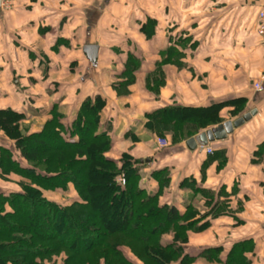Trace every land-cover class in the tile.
<instances>
[{
  "label": "crops",
  "instance_id": "obj_1",
  "mask_svg": "<svg viewBox=\"0 0 264 264\" xmlns=\"http://www.w3.org/2000/svg\"><path fill=\"white\" fill-rule=\"evenodd\" d=\"M263 1L0 0V108L40 120L29 125L39 130L51 106L67 123L85 97L101 95V126L111 124L107 156L137 160L149 193L159 186L153 172L166 169L160 203L179 211L190 204L195 218L209 220L189 232L183 248L197 256L188 264H210L201 252L209 248L218 250L214 264H227L232 251V264H264V48L255 32ZM86 45L97 46L94 62ZM239 98L244 112H256L210 142L212 154L188 149L192 136L173 142L164 130L169 145L157 146L163 126L149 120L155 110ZM232 109H220L221 122L237 118ZM0 143L13 146L2 130ZM16 188L0 179V190Z\"/></svg>",
  "mask_w": 264,
  "mask_h": 264
},
{
  "label": "trees",
  "instance_id": "obj_2",
  "mask_svg": "<svg viewBox=\"0 0 264 264\" xmlns=\"http://www.w3.org/2000/svg\"><path fill=\"white\" fill-rule=\"evenodd\" d=\"M244 103L245 98H239L209 107L169 106L155 110L149 120L163 126L159 135L169 131L179 142L221 123L218 113L225 105L232 106L233 115H240ZM105 104L99 94L87 96L67 123L55 104L39 130L21 126L23 112L0 108V130L13 141L12 148L0 143V175L9 182L10 176L19 177L14 191L0 190V264H43L42 259L60 249L67 253L63 264H98V253L104 258L108 253L117 255L121 259L117 264H136L122 249L124 239L142 243L153 264H171L174 256L175 264H188L197 256L185 253L183 246L188 233L205 229L209 220L205 215L195 218L197 210L190 204L179 211L173 204L160 203L169 181L166 169L153 172L159 186L149 193L140 185L137 160L128 153L118 159L107 156L112 140L111 124L101 126ZM69 185L78 195L71 204L42 195L45 189L63 192ZM117 207L120 220L118 216L113 220ZM216 249L201 252L211 258ZM92 254L97 261H90ZM233 257V251L227 253L224 262L232 264Z\"/></svg>",
  "mask_w": 264,
  "mask_h": 264
},
{
  "label": "rangeland",
  "instance_id": "obj_3",
  "mask_svg": "<svg viewBox=\"0 0 264 264\" xmlns=\"http://www.w3.org/2000/svg\"><path fill=\"white\" fill-rule=\"evenodd\" d=\"M29 111H31V110L29 109ZM245 112H247V111H245ZM243 113H244V111L242 113H240V115L243 114ZM240 115H238L237 117H240ZM31 124H33V125H35L37 127L41 126L40 120L35 119V118H33V119L30 118L29 120H27V122L26 121L25 122H22L21 123V126H25V127L28 128V126L31 125ZM35 126H33V127H35ZM190 129H188L189 132H191ZM158 130H159V127H158ZM167 130H169V129L167 128ZM159 138H165V137L162 136V135L157 134V131H156V143H157V140ZM174 138H175V140L172 139L173 142H177L178 139H179L177 135H175ZM167 142H168V144H167V146H168L169 145V141L167 140ZM118 158H120V157H118ZM120 176H122V175H120ZM11 177H13V181H12L13 184L14 185L15 184L17 185L18 183H14V182H16V180H19L18 175L17 176H11ZM1 178H3L5 181H8V182L10 181L5 176L0 175V179ZM14 179H16V180L14 181ZM42 195L45 196L46 198L50 199V200L59 202L62 205L71 204L72 201L74 200V198L78 197V195L76 194V192L72 189V186L71 185H69L65 190H63V192H55V190L45 189L44 191H42ZM105 208L107 209V211H109V214L112 212V210L110 208H108V207H105ZM117 216H118V219H119V217H120L119 208H118V211L116 213H113V215H112L113 220H115V217H117ZM189 238H190V234L188 235V239ZM188 239H187V241H188ZM124 241H125V243L122 242L121 244H123V245H121V246H122V249L124 250V253L126 254V256L128 258H130L132 260H135L134 262L136 264H153L146 257V250H142V248H141V246H143L142 243H137V241L131 239L132 243L130 242L131 243V246H130V243H128L129 242L128 239H124ZM124 244H126V245H124ZM127 246H130L131 247V250ZM132 249L135 252H137L139 255L137 256ZM66 256H67V253L63 252V250L60 249V251H59L58 254H53V255L47 256L46 258L42 259V263L43 264H63L64 259L66 258ZM95 257H96V255L95 254H92V255H90L89 259L91 258L90 261L91 260H93V261L96 260L97 261V258H98V262H99L98 264H117V262H120L121 261V259L117 255L114 256L111 253H108L106 255V258H104L102 255H100V253H98V257L97 258H95ZM176 259H177V257L174 256L173 257V260L171 261V264H175V260ZM209 262H210V264H214L212 257L210 258V261Z\"/></svg>",
  "mask_w": 264,
  "mask_h": 264
},
{
  "label": "water",
  "instance_id": "obj_4",
  "mask_svg": "<svg viewBox=\"0 0 264 264\" xmlns=\"http://www.w3.org/2000/svg\"><path fill=\"white\" fill-rule=\"evenodd\" d=\"M96 49L97 46L86 45L84 47L85 53L88 54V58L94 62L96 60ZM256 110L244 112L234 120L227 119L225 122L219 123L212 128L201 130L194 136L185 140V145L188 149H195L196 147H206L210 142L214 140L225 139L228 133H231L234 128L239 127L245 121H248Z\"/></svg>",
  "mask_w": 264,
  "mask_h": 264
},
{
  "label": "built area",
  "instance_id": "obj_5",
  "mask_svg": "<svg viewBox=\"0 0 264 264\" xmlns=\"http://www.w3.org/2000/svg\"><path fill=\"white\" fill-rule=\"evenodd\" d=\"M256 20H257V25H256V28H255L256 29L255 32L260 37L262 46L264 48V1H263V4H262V7L257 12ZM254 87L256 89H261L260 83H258V82L254 84ZM167 144H168V142H167V140L165 138H159L157 140V146L158 147H166ZM205 149L207 150L208 153L212 154L213 149H210L208 147V145L205 147ZM118 180H119L121 185H124L125 179H124L123 176H120L118 178Z\"/></svg>",
  "mask_w": 264,
  "mask_h": 264
}]
</instances>
